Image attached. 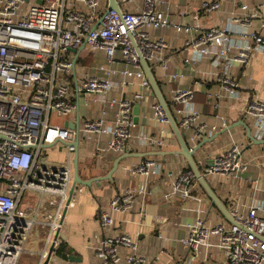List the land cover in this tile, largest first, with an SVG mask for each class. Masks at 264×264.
<instances>
[{
	"label": "built area",
	"instance_id": "obj_1",
	"mask_svg": "<svg viewBox=\"0 0 264 264\" xmlns=\"http://www.w3.org/2000/svg\"><path fill=\"white\" fill-rule=\"evenodd\" d=\"M117 1L121 12L109 10V0H0V264H20L26 256L44 264L50 248L55 251L61 245V221L74 179L75 148L70 144L77 139V132L65 126L75 115L81 97L90 99L100 110L99 118L87 120L82 127L80 122L79 137L83 135L90 142L94 135L110 136L98 151L121 156L139 146L159 150L167 146L162 131L134 134L135 106L153 92L141 60L153 72L159 68L168 72L170 66L165 57L168 44L154 38L152 30L173 27L186 35L189 56L185 62L209 60L215 69L211 75L221 86L214 97L217 99L241 98L240 85L232 75L234 63H247L252 50L264 55L261 33L244 32L254 42L252 47L236 44L227 29H203L197 23L173 25L172 0ZM221 3L206 1L202 8L213 14ZM252 17L262 16L255 10ZM83 45V50L72 51ZM86 53L104 54L106 64L100 65L97 73L91 71L81 62ZM119 64L126 67L120 69ZM166 76L175 82L184 77ZM128 80L135 81L142 91L129 98L113 96ZM170 95L169 109L194 154L203 140L227 128L224 120L220 127L203 121L193 90L175 87ZM112 111L115 120L109 124ZM152 111L159 124L170 126L158 100ZM243 115L252 136L264 140V100L246 101ZM62 143L67 148L66 159L55 162L49 149ZM259 159L260 155L254 158L257 163ZM251 164L245 146L232 142L202 174L206 179L220 176L238 180L250 171ZM260 165L264 166V161ZM127 170L150 182L161 177L163 165L151 157ZM250 183L252 202L233 203L227 208L234 223L210 226L200 218L187 225L188 235L182 244L193 260L207 261L210 253L218 250L224 256L223 264H264V175ZM197 186L191 171L183 173L171 184L166 198L180 195L193 199L192 189ZM145 195L146 188H128L101 210L103 236L94 247L101 264H149L138 244L116 224V215L133 211L138 197ZM43 230L44 239L40 242L35 237L33 242L40 250L29 248L33 233ZM53 254L48 264L54 263ZM58 260V264H69Z\"/></svg>",
	"mask_w": 264,
	"mask_h": 264
},
{
	"label": "crops",
	"instance_id": "obj_2",
	"mask_svg": "<svg viewBox=\"0 0 264 264\" xmlns=\"http://www.w3.org/2000/svg\"><path fill=\"white\" fill-rule=\"evenodd\" d=\"M206 1L212 0H172L170 14L172 24L197 23L203 29L211 27L227 29L233 33V40L236 44L249 43L252 47L254 42L245 36V33L264 34L262 27L264 0H222L220 10L213 14H207L203 10L202 6ZM243 6H248L249 9L243 10ZM255 10L261 14V18L252 17ZM151 33L154 38L164 39L168 44L165 57L170 63L169 71L166 72L159 68L153 72L168 104L171 102L170 90L172 88L180 87L193 90L196 108L204 116L203 121L210 126L220 127L224 120L229 128L240 121L245 122L243 111L246 101L257 97L264 100V55L257 50L251 51L247 63L242 65L238 61L234 63L232 75L240 85L241 98L231 99L228 96H223L217 99L214 97L221 92V86L211 75L215 69L209 60H199L190 64L185 62L189 56L188 51L185 50L186 35L176 32L173 27L152 30ZM81 62L95 73L100 65L106 64L102 53H86ZM125 67V64H119L120 69ZM166 74H179L184 77L175 82ZM140 91L142 90L135 81L128 80L123 90L114 91L113 96L129 98ZM155 100L158 99L149 94L135 106L136 127L134 134L137 136L145 132L156 135L162 131L167 146L161 150L139 146L135 152L128 154H145L147 157L126 158L120 162L119 168L111 180L93 182L91 186H80L75 190L60 233L61 245L65 246L66 257L59 256L60 245L53 251V264H58L57 258L59 263L65 261L69 264H101L94 255V247L103 236L99 223L100 212L110 206V202L116 194L128 188H146V195L138 197L133 211L116 215L117 228L131 236L133 241L138 244L141 253L146 256L149 264H223L224 256L218 250L210 253L211 256L207 261H203L201 258L193 260L192 254L182 244V240L188 235L187 225L197 219H204L210 226L229 221L218 208L212 205L210 198L198 181V186L192 189L195 198L185 199L180 195L166 198L171 184L179 175L189 172L190 166L183 156H149L155 152L166 153L180 150L171 126H162L154 118L152 104ZM77 107L75 115L67 121V124L78 122L80 125L81 122L82 127L87 120L99 118L100 108L90 99L81 97ZM114 120L115 115L112 111L108 117L109 124H112ZM223 130L221 129L215 134ZM86 140L81 135L79 151L81 178L85 181H92L106 177L111 172L115 161L124 155L119 156L111 152L104 154L98 151V148L106 145L110 136L94 135L92 141L86 142ZM232 142L245 146L246 155L251 158L252 162L250 171L238 180L220 176L207 178L209 185L227 208H230L233 203L248 205L252 202L253 188L250 180L264 175V166L260 165L264 161V146H262L263 153L260 155L258 164L254 160V158H258V153L252 151L254 145H251V141L247 138L245 129L242 126H237L220 134L212 142L198 147L194 154L195 162L199 168L205 170L212 164L214 157L226 151ZM61 153L63 154L62 159L50 157V154L58 156ZM48 154L53 161L64 162L67 148L64 143L53 145ZM151 157L158 159L163 165V173L159 179L147 182L141 175H133L128 172V167ZM39 233L38 240L41 242L42 238L44 239L45 231ZM40 248L41 246L36 251H39ZM37 260L36 257L26 256L25 260L23 259V264H36Z\"/></svg>",
	"mask_w": 264,
	"mask_h": 264
},
{
	"label": "water",
	"instance_id": "obj_3",
	"mask_svg": "<svg viewBox=\"0 0 264 264\" xmlns=\"http://www.w3.org/2000/svg\"><path fill=\"white\" fill-rule=\"evenodd\" d=\"M40 2H41V0H40ZM109 10H115L117 12H121L120 6H119V3L117 0H109ZM83 49H84V45L79 50L72 49V51L75 52V51H80ZM141 63H142L143 69H144L146 76H147V78H148V80L152 86V89H153L151 96L156 97L158 99L159 103L162 105V107H163V109L167 115V118L169 120L170 126L173 130V133L175 134V137L177 138L179 146H180V150H178L176 152H166V153L155 152V153L149 154V156H152V155L153 156H155V155L183 156L187 160V162L189 163L191 172L193 173L195 179L199 182V184L202 187V189L204 190V192L210 198L212 205L215 206L216 208H218L219 211L223 214V216L229 222L234 223V220H233L232 216L230 215L227 207L225 206L223 201L217 196V194L214 192L212 187L209 185L207 179L203 176L201 169L199 168V166L195 162L194 152L189 150V148H188V145L185 141V135L183 133H181L179 126H178L175 118L173 117L170 109H169V104L166 101V99H165V97H164V95H163V93L159 87V84L155 79V76L153 74V69L146 63L145 60L142 59ZM237 126H242L245 129L246 136L251 141V145L253 144V145H258V146H264V140L255 139L251 134L250 127L244 121H240L238 124H235L234 126H231L227 129L223 130L222 132L218 133V134H215L212 138H206L200 144L199 148L202 147L205 143L212 142L220 134H223V133L227 132L228 130H231L232 128L237 127ZM66 127L71 129V130H75L77 132V139L73 144H70L71 146H73L75 148V156H74V161H73V163H74V179H73L71 191L69 193V199L67 201V205H66V208H65L64 213H63V217H62V221H61L62 224H63V221L65 219V215L69 209V206L71 204L74 192L78 187H80V186H83V187L91 186V184L93 182H100L103 180H111L113 175L115 174V172L118 170L120 162L126 158H129L132 156H141L142 158L147 157L145 154H128V155L121 156L120 158H118L115 161L111 172L106 177L93 179L92 181H85L81 178L80 172H79V151H80L79 123L78 122L76 124L68 123L66 125ZM58 236H59V232L57 233V235L55 237L56 240H57ZM53 251H54V247L52 246L50 248L48 259L45 261L44 264H48L49 259L51 257V254L53 253Z\"/></svg>",
	"mask_w": 264,
	"mask_h": 264
},
{
	"label": "rangeland",
	"instance_id": "obj_4",
	"mask_svg": "<svg viewBox=\"0 0 264 264\" xmlns=\"http://www.w3.org/2000/svg\"><path fill=\"white\" fill-rule=\"evenodd\" d=\"M84 56V55H83ZM261 149H262V151H263V147L262 146H258V145H254V146H252V151H253V153H258L257 155H261L263 152L261 151ZM52 154H50V157L53 159V158H58V159H62L63 158V154L61 153L60 155H58V156H55L54 154L51 156ZM35 237L37 238V240H38V237H40L39 236V234L38 233H36V232H34L33 233V235H32V239H30V241H29V243H28V247L29 248H32V249H37V248H39V246L37 245H34L33 244V242L35 241ZM24 260H25V258H24ZM23 260L21 261V263L20 264H23Z\"/></svg>",
	"mask_w": 264,
	"mask_h": 264
},
{
	"label": "trees",
	"instance_id": "obj_5",
	"mask_svg": "<svg viewBox=\"0 0 264 264\" xmlns=\"http://www.w3.org/2000/svg\"><path fill=\"white\" fill-rule=\"evenodd\" d=\"M169 105L171 106L170 103H169ZM189 171H191L190 168H189ZM202 171H203V170H201V172H202ZM58 254H59V256L62 257V258L66 257V255H65V246H64V245H61V247H60L59 250H58Z\"/></svg>",
	"mask_w": 264,
	"mask_h": 264
}]
</instances>
